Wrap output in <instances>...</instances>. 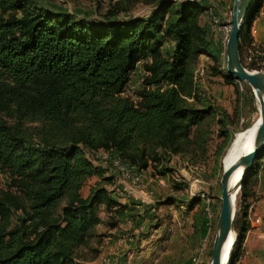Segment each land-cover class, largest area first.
Segmentation results:
<instances>
[{
  "label": "trees",
  "instance_id": "obj_1",
  "mask_svg": "<svg viewBox=\"0 0 264 264\" xmlns=\"http://www.w3.org/2000/svg\"><path fill=\"white\" fill-rule=\"evenodd\" d=\"M140 1L151 5L148 14L116 16ZM263 1H252L239 34L249 69L257 55L246 62L244 52L253 47L250 25ZM225 2L114 0L101 18H90L41 0H0V172L7 176L0 189V264H79L85 249L91 259L98 255L96 225L116 227L123 204L108 186L115 174L86 151L112 150L137 171L153 167L161 175L172 170L173 155L191 164L206 157L211 123L225 127L229 113L201 96L196 75L200 55L215 57L204 16L219 18ZM139 66L141 85L129 94ZM211 69L236 88L244 82L217 64ZM34 111L39 123L23 126L20 119ZM14 113L15 121L6 119ZM260 159L236 195L231 264L241 255ZM170 186L184 190L187 182L171 179ZM189 198L205 213L199 196Z\"/></svg>",
  "mask_w": 264,
  "mask_h": 264
},
{
  "label": "rangeland",
  "instance_id": "obj_2",
  "mask_svg": "<svg viewBox=\"0 0 264 264\" xmlns=\"http://www.w3.org/2000/svg\"><path fill=\"white\" fill-rule=\"evenodd\" d=\"M41 1L55 8L67 9L81 15L85 14L90 18H101L103 16V13L112 8V2L114 0ZM229 2L230 0H226L225 4L219 3V19L221 24H229L230 22L232 7L231 9H229ZM150 8L151 5L149 3L140 1L132 4L127 10L118 11V14H116V16H118L119 18H125L130 15H145L148 14ZM214 54L215 57H209L208 55H206L207 57H204L203 54L199 57L198 65L200 66V68L196 75V82L198 87L197 90L200 93H203L201 94L202 97H207L208 100H211V102L224 107L229 113V120L227 121L225 127H221L219 123H211L209 149L206 157L196 164H191L187 162L186 158L183 155H173L171 161H169L168 163V165L172 167V170H170V172L166 173L165 175H161L155 168L149 167L148 169L140 171V178L137 181H132L129 176L122 174L116 167H113L111 164H104L109 168L110 172H113L115 174L114 182L112 184H109L108 186L114 188V191L118 193L127 192V190H132V188H135L134 194L137 196V198H140V196L142 197L140 192L147 194L148 196L153 195L154 193L163 196L171 192L170 183L171 179H174L185 180L187 182V187L185 190L174 191V194L184 195L188 197L190 196L188 192L189 186H192L194 190L199 192L203 191L211 198V216L208 217L206 236L198 240V242L194 246H190L191 243L188 244L187 242H185L181 238L182 235L178 234L177 232L178 228L175 225L174 221L176 222V220L178 219L181 221L182 218L181 213H179L178 210H172L170 208L173 207L164 206L156 208V210H154L156 216H158L159 218H163V216H165V219H167L171 223L169 224V236L166 239L167 241L165 240L164 246L162 248V250L164 251L160 254L159 259L157 261H154L153 264H158V262L162 261H164V263L166 262L165 264H167L168 261H170L167 258H173L172 260H174L173 262L175 264L177 261L180 262L182 259L194 255L197 249L201 250L200 261L198 264L209 263L211 257V246L215 235V224L220 205L219 179L222 173L223 166L225 168V157L237 134L251 128L259 116V99L252 90L251 86L245 80H243L244 82L239 83L238 87L236 88L235 85L224 82L220 74L212 73L211 65L213 64H217L222 70L228 72L226 68L225 47H223V45L217 46ZM247 54L248 49H246V51L244 52V61L246 62L249 61L245 58ZM256 55L255 66H253V68L264 69V55ZM141 76L142 69L141 66H139L138 69L132 74L130 84L128 85L127 92L129 94H132L141 85ZM132 97L134 99L136 98L135 95H132ZM199 101L200 100H197L196 102L199 103ZM5 117L9 121H15L17 119L15 113L11 117L7 115ZM38 120L39 119L37 111H34L33 114L27 113L25 117H22L20 119L23 126L30 128L38 124ZM221 128H225L223 129L225 133L222 135L221 133H219V130H221ZM221 146L222 149L220 154V167L215 168L214 158L216 153L214 152L216 150H219ZM94 163L98 162L95 161ZM95 178L96 176H92L88 180H86L81 188V193L83 195L88 193L89 187L94 183ZM6 182V174L0 172V189L6 186ZM150 184H152L153 187H151ZM124 185L126 186V189L123 187ZM121 186L122 189L116 190V187ZM128 186H131L132 188ZM151 189H153L154 193L149 192ZM121 190L122 192H120ZM199 201L200 210H204V200L199 197ZM100 214L103 217L106 216L105 212L103 211H101ZM153 227L154 226L150 225L143 227V230L135 235L136 239L139 240L140 234H142L143 232L150 234V231ZM110 229L111 228H109L105 223H99L96 225L95 230L97 233L92 239V244L98 247L99 253L94 257L95 259L92 258V260L90 258L91 254L86 249L83 250V256L77 257V261L79 264H109L108 262L110 261L111 255L109 243L107 241L104 242L103 240H105L106 238L109 239L110 236L113 235ZM128 230L130 229H126L125 231ZM137 242L138 243L135 244V247L131 249V252L127 254L128 259L135 257V253L140 252L141 249L146 246V243H142L140 240ZM165 250L167 251L165 252ZM142 262L151 264L147 260V258H145Z\"/></svg>",
  "mask_w": 264,
  "mask_h": 264
},
{
  "label": "crops",
  "instance_id": "obj_3",
  "mask_svg": "<svg viewBox=\"0 0 264 264\" xmlns=\"http://www.w3.org/2000/svg\"><path fill=\"white\" fill-rule=\"evenodd\" d=\"M250 34L252 36V48H255L258 51L257 54L264 55V1L252 20ZM210 38L212 40L213 52L217 49V46L223 45V35L220 30L210 33ZM204 57L207 56L204 55ZM259 165L261 168L258 169L256 173L257 182L251 188L253 192L252 195L248 197L250 203L245 217L248 222V227L241 243V255L233 264H264L263 157L259 160ZM150 186L153 187L152 184H150ZM123 187L126 189L125 185ZM128 187L132 188L131 186ZM134 190L135 188L122 193H118L114 190L111 192V195L121 202L123 207L118 212V225L110 229L113 235H111L109 239L106 238L103 240L104 242L107 241L109 243L111 253L110 261L108 262L109 264H147V262H142L145 258L153 264L154 261L159 259L160 254L164 251L162 248L165 240L169 236V224L171 223L165 219V216L159 218L155 215L154 210L162 206L173 207L170 209L178 210L179 213H181V221L178 219L176 222L174 221V223L178 228V234L182 235L181 238L185 242L188 244L191 243L190 246H194L198 240L206 236L208 217L204 212L200 213L197 211L198 203L191 202L189 198L190 196L186 197L184 195L174 194V191H178L179 189H173L171 186V192L163 196L154 193L153 189H151L149 192L154 193L153 195L148 196L147 194L140 192L142 197L140 196V198H137L134 194ZM256 217L259 218V221H255ZM149 225L154 226L151 229L150 234L143 232L139 237V240L142 243H146V246L141 249L140 252L135 253V257L128 259L127 254L131 252V249H133L135 244L138 243L137 241H139L136 239L135 235L140 233L141 230H143V227ZM124 229L130 230L125 231ZM166 251L167 250H165V252ZM197 251L191 257L182 259L180 262L177 261L175 264H195V257L198 256L200 260L201 250L197 249ZM167 259L170 260L167 264H174V260H172L173 258ZM165 263L164 261L158 262V264Z\"/></svg>",
  "mask_w": 264,
  "mask_h": 264
},
{
  "label": "water",
  "instance_id": "obj_4",
  "mask_svg": "<svg viewBox=\"0 0 264 264\" xmlns=\"http://www.w3.org/2000/svg\"><path fill=\"white\" fill-rule=\"evenodd\" d=\"M253 0H233L231 10V27L225 43L226 68L238 80H245L259 98V118L253 130V144L241 158L229 167L223 166L219 179L220 184V205L215 224V235L211 246V257L209 264H231L233 249L237 239V232L234 227L236 211V195L241 187V182L252 166L254 160L264 155V69H249L244 66L240 56L239 34L247 11ZM241 166V174L236 185L231 183V174ZM230 233L228 252L225 261H220V252Z\"/></svg>",
  "mask_w": 264,
  "mask_h": 264
},
{
  "label": "built area",
  "instance_id": "obj_5",
  "mask_svg": "<svg viewBox=\"0 0 264 264\" xmlns=\"http://www.w3.org/2000/svg\"><path fill=\"white\" fill-rule=\"evenodd\" d=\"M205 21L207 23V27L210 33L216 32L217 30H220L223 35V47H225L226 39L231 27V23H220V19L215 14H207L205 15ZM258 51L255 48H248V54L245 56L247 60H250L251 57L255 54H257ZM256 69V68H253ZM86 155L93 161H97L103 164H111L113 167H116L122 174L129 176L132 181H137L140 178V171H137L134 165L129 163L128 161H125L120 158L118 154H116L115 151L112 150H104V149H97L92 151H86ZM264 158V156H263ZM122 189V187H116V190ZM122 192V190L120 191ZM190 196H199L202 198L205 202V214L207 217L211 216V198L206 195L203 191L199 192L192 188V186H189L188 189ZM255 221H259V218L256 217ZM199 257L194 258L195 264L199 263Z\"/></svg>",
  "mask_w": 264,
  "mask_h": 264
},
{
  "label": "bare ground",
  "instance_id": "obj_6",
  "mask_svg": "<svg viewBox=\"0 0 264 264\" xmlns=\"http://www.w3.org/2000/svg\"><path fill=\"white\" fill-rule=\"evenodd\" d=\"M258 118H259V116H258ZM257 119H256V121H257ZM256 121H255V123H256ZM255 123L248 130L240 132L237 134V136H236L233 144L231 145V147H230V149H229V151L225 157V160H224V164H225L226 168L229 167L230 165H232L234 162H236L239 158H241L243 156V154L249 148H251V146L253 144V130H254ZM240 174H241V166L237 167L231 174L230 179H231L232 185H236L238 183ZM232 235L233 234L230 233L227 241L224 244L222 251L220 252L219 259H220V261L222 260V262L225 261L226 254L228 252V248H229V244H230V240L232 238Z\"/></svg>",
  "mask_w": 264,
  "mask_h": 264
}]
</instances>
